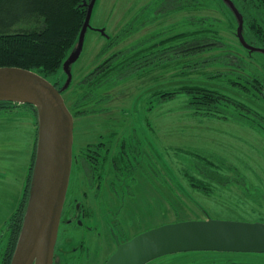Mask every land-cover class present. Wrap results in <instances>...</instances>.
Here are the masks:
<instances>
[{"label":"rangeland","instance_id":"obj_1","mask_svg":"<svg viewBox=\"0 0 264 264\" xmlns=\"http://www.w3.org/2000/svg\"><path fill=\"white\" fill-rule=\"evenodd\" d=\"M172 1L97 0L92 27L73 65V80L77 83L122 49L134 48L131 54L139 58L136 63L142 62L152 58L150 53L164 38L179 31L201 30L200 22L192 23L201 18L204 19L197 21L203 22L214 40L198 41L199 37H205L201 34L190 35L188 40L212 43L210 46L217 49L190 56L191 61L186 57L176 58V54L156 58L117 85L100 87L85 105L88 113L74 116L70 192L78 187L77 200L97 211L89 219L93 232H86V239L93 240L87 243L92 249L87 248L89 253L79 264H105L117 249L109 228L105 225L106 230L103 229L107 210L114 207L120 208L124 227L122 231L114 230L120 242L184 220L214 218L264 223V130L243 121L191 113L190 96L186 92L161 96L181 90L184 82L174 83L171 77L182 69H185L183 73L198 71L201 66L193 63L199 56L211 53L226 65L217 64L207 71L233 72L260 80L264 85V54L258 51H253L251 56L247 54L237 35L239 22L225 0H175L171 4ZM236 1L245 8L242 0ZM175 6L180 8L173 9ZM251 11L254 17H259L262 9L255 6ZM125 29L129 30L126 36H130L109 46V37L124 35ZM244 34L243 28L244 39L248 41ZM76 85L74 90L78 89ZM65 95L67 104L73 105L76 95L72 98L70 92ZM256 100L264 106L263 98ZM37 133V114L29 106L16 102L9 111L0 114V231L19 208L37 148ZM98 142H104L113 153L122 148L124 154L120 157L122 168L118 169V178L113 176L110 162L107 163L106 180L102 182L105 185L97 194L95 183L88 186L78 160L81 148ZM127 186L130 196L125 192ZM227 260L264 264V254L190 251L170 254L148 264Z\"/></svg>","mask_w":264,"mask_h":264},{"label":"trees","instance_id":"obj_2","mask_svg":"<svg viewBox=\"0 0 264 264\" xmlns=\"http://www.w3.org/2000/svg\"><path fill=\"white\" fill-rule=\"evenodd\" d=\"M231 1L237 9L236 11L230 6L238 22L239 15L243 17L244 35L247 36V43L251 46L255 45L256 48L264 49V0H242L245 8H241L236 0ZM90 2L91 0H0V67L14 66L32 70L61 88L67 79L64 63L77 44ZM173 2L175 3V0L171 4ZM255 6L262 9L259 17L252 15L251 10ZM177 8L180 7H173V9ZM202 19L204 18L197 20L202 21ZM197 20L192 21V23L198 24L200 22L201 30L194 28L191 32L179 31L164 38L159 44L161 49L158 46L150 53L152 58L136 63L139 58H136L135 54H131L134 48H126L111 54L90 73L81 77V80L77 83H74L73 74L70 84L62 91L63 96H67L65 95L67 92H70L71 98L74 94L76 95L73 98V105L67 104L73 115L88 113L85 105L100 87L117 85L120 80L123 78L128 79L135 72L138 73L141 67L154 62L156 58L161 59L160 57L176 54V58L186 57V60L191 61L190 56L205 55L208 52L217 50L210 46L212 43H194L188 40L190 35L196 34L205 36L204 38L199 37L200 40L198 41L209 42L214 40L208 33L211 31L205 29L203 22ZM128 31V29H125L124 35L109 37L108 45L118 44L119 39L128 38L130 36H126ZM179 40L183 41L179 42ZM241 44L250 56L253 51H257L251 50L242 42ZM171 51H175V53H171ZM262 53L264 54V52ZM224 55L232 54L226 53ZM219 56L222 57V53ZM233 56L237 57L234 54ZM216 57L217 55L212 53L210 56H199L198 60L193 63L201 66L198 71L191 73L187 70L183 73L185 69H182L180 73L175 74V77H171L174 83L184 82L181 90L163 93L161 96L172 97L177 93L186 92L190 96L189 107L191 113L196 112V114L220 116L227 120L243 121V123L259 130H264V106L256 100L261 97L264 101V85L261 84L260 80H253L233 72L211 73L207 71L208 68L217 64L226 65L222 60L215 59ZM231 74L236 76L234 77ZM75 85L78 89L74 90ZM15 103L14 101L0 100V114L9 111ZM23 104L29 106L36 113L32 104ZM121 149L113 153L104 142L89 144L81 148V158L78 160V166L80 165V167L78 168H90L92 180L90 184H97V194L102 189L100 182L103 178L97 168L103 167L107 170V163L110 162V169L114 172L113 176L118 178V169L122 168L119 167L122 166L120 165V157H122L121 154H124ZM35 152L29 178L20 198L19 208L12 216V221L13 219L16 220L17 236L21 232L30 196ZM205 160L208 161L207 158ZM113 181H115L114 178ZM115 190L118 193L117 188ZM173 191L175 192V190ZM125 192L129 196L132 195L128 186ZM178 196L180 197V194ZM114 208L111 210L112 212L107 211V221L111 223L113 230L117 228L122 231L124 227H122L120 208ZM201 262L200 264H248L232 260L223 263L215 261Z\"/></svg>","mask_w":264,"mask_h":264},{"label":"water","instance_id":"obj_3","mask_svg":"<svg viewBox=\"0 0 264 264\" xmlns=\"http://www.w3.org/2000/svg\"><path fill=\"white\" fill-rule=\"evenodd\" d=\"M236 11L231 0H225ZM97 0H91L77 44L64 63L67 79L61 88L37 72L21 67H0V100L29 103L38 120L36 157L31 190L18 243L10 264H53L59 227L70 185L75 118L62 91L73 78ZM238 35L243 36L239 15ZM105 264H148L181 252L217 251L264 254V223L238 220H184L144 231L125 242ZM59 261V258H56Z\"/></svg>","mask_w":264,"mask_h":264},{"label":"flooded vegetation","instance_id":"obj_4","mask_svg":"<svg viewBox=\"0 0 264 264\" xmlns=\"http://www.w3.org/2000/svg\"><path fill=\"white\" fill-rule=\"evenodd\" d=\"M97 169H99L98 171L101 172V174L103 175V178L101 179V182H100V187L102 188L103 185H105L102 182L104 179L106 180V176L104 175L107 172L105 171L106 169H104L103 167L97 168ZM81 171H82V175H85L88 186L93 185V184H90L92 182L91 177H90L91 175L90 168L82 167ZM77 188L73 187L71 189V192H70V186L68 189L66 204H65V208L62 214L61 223L59 227V233H58V239H57V243L55 247V257H54L53 264H79L78 262L81 259L85 258V255L89 253L87 248H91L87 246L88 245L87 243H91V242L93 243L92 239L91 241H88L86 239V232L88 231L93 232L94 226L89 225V219L93 218L94 217L93 212L97 214V211L91 207L86 208L85 204H82L80 203V201L77 200L76 196L77 194L79 195V191H77ZM94 198L98 199V197H96L95 195H94ZM105 203L107 204L106 201ZM109 212H111V210ZM107 217H108V214H107ZM107 217L104 222L105 224H104L103 229H105V225H106V228H109L108 230H109L110 236L117 243V240L115 237L116 233L113 230L111 223L107 221ZM12 218L10 219L9 223L4 228V230L0 231V264H10L11 263L13 254L15 252V249L18 243L20 233L17 236L16 229H15L16 220L13 219L12 221ZM100 222L102 223V220ZM57 257L59 258V261H56Z\"/></svg>","mask_w":264,"mask_h":264},{"label":"crops","instance_id":"obj_5","mask_svg":"<svg viewBox=\"0 0 264 264\" xmlns=\"http://www.w3.org/2000/svg\"><path fill=\"white\" fill-rule=\"evenodd\" d=\"M22 196V195H21ZM21 198V197H20Z\"/></svg>","mask_w":264,"mask_h":264}]
</instances>
